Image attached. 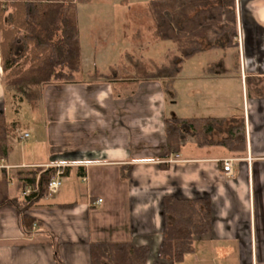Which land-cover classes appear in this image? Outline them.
I'll list each match as a JSON object with an SVG mask.
<instances>
[{
    "label": "crops",
    "instance_id": "crops-1",
    "mask_svg": "<svg viewBox=\"0 0 264 264\" xmlns=\"http://www.w3.org/2000/svg\"><path fill=\"white\" fill-rule=\"evenodd\" d=\"M5 1L0 0L2 7ZM78 3L81 72L75 81L45 85L27 114L29 122L44 126L26 141L27 148L44 142L45 149L28 155L23 146L18 156L10 152L0 159V178L6 175L11 197L24 196L15 176L20 168L61 163V185L52 201L46 198L44 206L28 211L40 221L28 236L14 207L0 208V264H90V242L123 240L147 245L145 264H154L160 260L165 196L206 199L210 208L208 231L194 236V251L176 264H264V0H236L232 44L206 46L190 57L199 59L196 63L185 59L173 83L174 103L181 106L170 117H233L228 105L236 81L242 90L251 88V95L242 93L239 116L244 120L243 152L199 147L187 137L178 153H168L167 93L160 80H141L136 92L124 97H114L117 83L82 80L87 71L113 65L108 57L121 49L97 47L81 35ZM121 29L118 39H126V33L133 39L130 28ZM4 81L0 65V112L9 121ZM30 136L25 130L19 141ZM224 158L232 159L231 175L222 168ZM107 233L110 238H102Z\"/></svg>",
    "mask_w": 264,
    "mask_h": 264
},
{
    "label": "trees",
    "instance_id": "trees-1",
    "mask_svg": "<svg viewBox=\"0 0 264 264\" xmlns=\"http://www.w3.org/2000/svg\"><path fill=\"white\" fill-rule=\"evenodd\" d=\"M86 1L9 0L6 9L0 2V65L14 113L23 100L36 106L45 85L72 82L80 74L76 4ZM146 6L154 40L169 41L172 45L165 60L135 59L125 66L129 71L123 72L116 65H108L106 70L95 68L83 73L82 80L117 83L113 95L124 97L136 92L139 81L157 79L164 92L174 96L173 83L185 59L206 46L225 48L237 34L235 0H149ZM22 133L16 116L8 121L5 113L0 112V159L7 157ZM164 134L168 153H178L187 137L199 147L218 145L233 152L246 148L244 120L238 116H167ZM56 170V166L17 169L15 176L22 191L28 190L21 198L9 195L6 175L0 178V208L14 207L26 236L40 225L28 211L44 206L47 184ZM163 214L160 260L154 264H176L194 251V236L208 231L209 202L165 196ZM148 252L147 245L137 246L129 240L89 243L90 264H145Z\"/></svg>",
    "mask_w": 264,
    "mask_h": 264
},
{
    "label": "rangeland",
    "instance_id": "rangeland-1",
    "mask_svg": "<svg viewBox=\"0 0 264 264\" xmlns=\"http://www.w3.org/2000/svg\"><path fill=\"white\" fill-rule=\"evenodd\" d=\"M146 1L147 0H89V4L86 2H77L78 15L81 25V35L83 37H87L88 42H92L97 47L105 44H110L113 45L114 48H120L121 50L120 53H118L119 55L114 54L112 57H108V59L110 58V61H114L113 65H116L119 71H129L127 70L128 67L125 68V66L130 64L132 60L135 61V59L147 60L149 58H153L157 61H163L166 58V53L169 52L170 49H172V45L169 41L154 40V38L152 37V23L150 22L149 11L145 4ZM8 2L9 0H6L4 2L6 4L3 5L4 9L7 8ZM121 27L124 29V31L130 28L131 37L133 36V39H128V33H123L126 39H118V30L119 28L121 29ZM95 37L96 40L94 39ZM98 51H100V48ZM194 59H186V64L196 63V61L198 62L199 60L196 58V61H194ZM131 74L129 75L131 76ZM251 92L252 89L249 87L242 90L239 80L236 81V84L233 86V97L231 98L232 103L231 105H228L232 108L234 115H238L239 117L241 114L243 100L242 93L249 96L251 95ZM175 101V94L174 96H172L171 92L167 93L165 101L166 116L177 114L178 108H180L181 104L177 105L176 103H174ZM9 109L11 116H16L19 119L22 131L27 130L31 134L30 138L26 139L24 142H20L19 140H17L13 145L11 149L12 155L18 156L21 153V150L24 148L23 146L27 145L26 141L28 140L29 142H31L35 137V132L40 133V131L44 129V126L40 121H37L35 123L29 122L30 120L28 119L27 114H31L32 108L25 100L21 101L19 111L17 113H14L13 106H10ZM45 115L46 114L44 112L41 114L43 120L46 121L47 115ZM36 125H42V128H40L39 126L37 127ZM25 149L28 155H37L42 153L41 150L44 151L45 144L44 142H37L29 148H27L26 146ZM217 151L226 150L224 147H220L217 148ZM203 152H206V150H203ZM46 197L47 191L44 199H46ZM53 197L54 195L48 200L52 201ZM105 202L109 204H119L122 202V200H105ZM93 229L95 232V223L92 225V231ZM108 234L109 233H107L106 235L108 237L103 236L102 238L109 239L110 235Z\"/></svg>",
    "mask_w": 264,
    "mask_h": 264
},
{
    "label": "built area",
    "instance_id": "built-area-1",
    "mask_svg": "<svg viewBox=\"0 0 264 264\" xmlns=\"http://www.w3.org/2000/svg\"><path fill=\"white\" fill-rule=\"evenodd\" d=\"M28 134L24 133V137H26ZM2 166H6V165H2ZM53 166L57 167L56 172L52 175V177L50 178L48 184H47V197L46 198H50L53 194H55L60 185H61V174H62V166L63 164L61 163H57ZM222 168L223 170L226 172V174L231 175L232 174V159L231 158H224L222 160ZM28 192V190L23 192V195L26 194ZM101 201V199H97V203H99ZM35 227V226H34Z\"/></svg>",
    "mask_w": 264,
    "mask_h": 264
}]
</instances>
